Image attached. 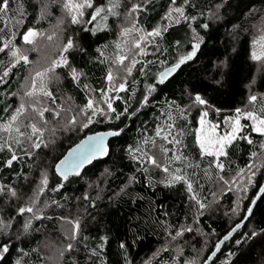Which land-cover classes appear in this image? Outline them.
<instances>
[{
  "label": "trees",
  "instance_id": "1",
  "mask_svg": "<svg viewBox=\"0 0 264 264\" xmlns=\"http://www.w3.org/2000/svg\"><path fill=\"white\" fill-rule=\"evenodd\" d=\"M18 3L23 5V16L17 11ZM93 4L94 8L111 7L109 0H93ZM133 4L142 8L129 17ZM174 7H183L184 15L168 22ZM94 8L84 9L81 23L73 24L68 15L63 25V46L69 39L74 46L61 51L69 66L56 67L45 83L52 98L42 93L26 95L34 57L27 63H16L11 53L23 46V34L29 28L44 31L57 24L64 16V0H13L12 10L0 19V47L8 45L0 52V77L11 68L3 77L6 82H0V124L7 123L25 100L24 107L31 110L28 115L38 114L34 105L49 109L41 121L43 143L39 148L32 146L36 137L30 141L15 132L0 131V144L4 145L0 150V218L9 225L1 226L0 247L7 245L9 251L0 264H46L44 246L59 238L57 233L66 218L78 221L80 227L62 264H176L175 250L164 247L177 231L192 223L213 242L205 254L207 264H264V163L235 219V195L231 189L221 194L224 182L219 179L223 176L228 180L247 168L263 152L264 136L242 118L245 127L227 146V156L220 158L224 163L221 172L214 164L210 166L214 157L202 155L197 143L200 108L190 110L195 95H200L220 113L218 121L251 104L264 115V59L252 58L253 52L261 51L256 26L264 23V0H176L175 4L172 0H120L114 9L119 15L102 12L107 20L97 17L87 23ZM133 23L143 34L161 30L160 36L141 43L146 55H134L139 50L133 48V42L141 32L120 35L122 28ZM197 43L200 47L195 56L161 83L160 73L189 55ZM125 53L129 57L125 65L133 58L139 62L131 75L123 70L126 90L112 94L115 111L108 109L93 117L87 128L81 126L86 122L84 115L71 124L74 108H85L92 94L107 91V74L118 65L114 63L118 55ZM71 68L81 74L78 79H73ZM252 96L257 97L254 103L250 102ZM211 117L215 119L213 114ZM167 124L173 125L174 135L182 133L178 136L182 144L174 149L175 154L187 157L170 168H180L181 174L188 175L193 184L191 193L183 182L168 186V177L140 162L141 152L130 151L139 148L153 153L156 149L144 140L155 137L157 127ZM27 126H20L21 131L30 134ZM108 130L120 134L110 142L105 159L66 180L57 176L54 167L70 147L90 133ZM18 138L20 144L15 142ZM155 139L157 144L164 143ZM13 154L17 159L9 166ZM45 175L46 186L41 183ZM38 192L36 201L34 194ZM197 200L206 207L201 209ZM21 207H32L33 212L19 215ZM26 223H30L27 231ZM194 233V229L184 231L182 237L199 243L201 237ZM226 235L228 240H224Z\"/></svg>",
  "mask_w": 264,
  "mask_h": 264
},
{
  "label": "snow or ice",
  "instance_id": "2",
  "mask_svg": "<svg viewBox=\"0 0 264 264\" xmlns=\"http://www.w3.org/2000/svg\"><path fill=\"white\" fill-rule=\"evenodd\" d=\"M13 0H0V19H3L5 15H7L8 12H10L11 9V3ZM173 4L176 3V0H172ZM185 3H188V0H185ZM109 4L111 7L104 8V7H95L93 4V0H64V8L67 9L69 15H71V22L73 24L81 23V17L84 16V9L85 8H94L93 13L90 16V19L87 21V23H92L93 21L97 20V17H101L103 20H107V14L104 16H101L102 12L110 13L112 15H119V13L115 12L114 9L118 8L120 6V0H109ZM142 6L140 4H133L131 9L129 10L128 16L131 17L134 13H137L140 11ZM17 11L19 12L20 16H23V5L19 4L17 5ZM172 11L175 13H178L180 16L184 15V8L183 7H175ZM172 13L170 12L168 15V18H170ZM19 23V21H18ZM204 27H207L205 25ZM87 30V29H86ZM133 31L141 32V29H137L135 23H133L132 27H124L121 30L120 35L122 37H127L129 36ZM39 35L38 31L35 29L29 28L24 34H23V41L26 44H33L35 42V38ZM161 35V30L160 29H155L152 32H148L146 34H141L137 40H134L133 42V48L138 49V53H134V55L139 54V55H146L147 53L145 52L144 48L141 47V43L145 41L148 37H158ZM50 38V37H49ZM261 45V51L259 53L253 52L252 58L254 60H262L264 59V36H261L260 40L257 41ZM73 42L71 39L68 40L67 44L64 46L63 51L67 52L69 49L73 48ZM116 47L118 49L121 48V44L117 43ZM200 45L197 43L194 45L193 51L183 57L179 63H177L173 69L166 71L165 73H161V79L160 82H164V77L170 72L175 71L176 68H179L181 64H183L186 60H191L195 54H196V49H199ZM8 48V45L5 44L3 47H0V52H4L5 49ZM131 51V49L129 50ZM11 55L16 58V63H19L21 60H23L25 63L28 62V57L26 55H22L20 52V49L17 48L15 51H12ZM128 54L125 53L123 55H118L117 60L114 61V63H117L120 66L124 67V70L127 72L128 75H131L133 67H135V64L138 63L139 61L135 60L134 58L131 60L130 65H125V61L128 60ZM16 64H12V67H15ZM69 66V62L65 56H61L60 59L54 60L52 62V66L48 69H45L44 72H37L36 77L33 78L32 80V90L28 91L26 93L27 96L31 97L33 96L37 90H39L40 93H42L44 96H48L52 98V93L47 91L46 84L44 82V77L47 75L48 72L54 71L56 67H66ZM11 71V68H8L3 72V76L0 77V82H6L3 81V77H7ZM71 75L74 80L78 79L79 76L81 75L80 73L77 72L75 68H71ZM36 78H40V83H39V89H37V81ZM107 80L109 81L110 87L107 89V91L101 90V96L104 101V103L107 104V107L111 111H115L112 108V102L111 98L109 97L108 93L110 92H120V91H125V83H120V84H115V77L113 75V72L109 70L107 74ZM87 87V85H85ZM118 98V97H117ZM54 99V98H53ZM147 98H145L146 100ZM257 97L252 96L250 97V102H255ZM194 104L195 105H206L207 101L201 97L200 95H195L194 98ZM25 111L24 105L21 104L19 108L16 109V113L12 115L7 123L0 124V131L11 133L14 131L15 133L18 134V137H24L28 140H32L33 137H36V141H33L32 146L35 148H39L41 146L42 137H43V130L37 126L36 123H32L28 125L31 129L30 134H26L21 131V128L19 124H17V121L19 120L20 116L23 115ZM38 114L41 118L44 116V112L49 111V109L45 108L43 110H37ZM264 111V110H262ZM82 114L86 117V122H84L81 126L83 128H87L89 124L93 123V117L97 115H103L104 109L98 107L96 102L93 99H89L88 103L85 105L84 109H81ZM90 113V114H89ZM56 115H59V113H56ZM208 113L205 111L202 116L199 119V124L200 128L197 130V143L201 149L202 155L208 156V157H214L213 161H210L209 164L212 166L213 164L217 169H219L221 172L224 171V163L221 162L220 158L221 157H226L227 156V151L226 148L229 146L234 140L238 138V133H240L245 125L241 124V118L247 119L252 121V130L261 136H264V115H257L254 112H242L241 109L236 110V115L234 117L228 118L227 123L229 124L231 131L226 132L223 135H218L216 132V125H213L209 123L206 120ZM119 116H117V119ZM71 124H76L77 120L75 117H72L70 120ZM173 125L172 124H167L166 126H158L155 132V137L160 138L164 143L162 144H157L155 137H147L144 140L145 144H151L152 148L156 149L160 155L157 156L156 154H152L151 150L149 152H143L141 149L137 148L135 150H130V151H138L141 152V158L140 162L141 163H147L152 165L155 168H158L162 170L164 173L167 174V180L166 183L168 186H172L176 183H185L187 185V190L191 193L193 191V184L189 180L188 175L181 174L182 169L180 168H175L171 169L170 165L175 162V161H180V160H186L187 157L181 154H175L174 149H176L177 146L182 144V140L178 138V136H182V133H177L173 134ZM120 132H110V133H105L101 134L97 137H88L89 141H96L95 144H93L90 149L85 152L81 153L80 157L78 160L73 161L71 163H68V158L65 157L64 160H61L59 164H57L56 168L57 171L63 176V178L66 180L68 178V172L67 171H61V166L66 165L69 169L73 171L75 175H79V168L81 165L85 162L90 163L93 158H95L97 155L99 156H106L108 155V149L104 144V137L107 135L111 136H117L119 135ZM246 139V137H244ZM17 144L21 143V140L18 138L15 141ZM248 143L251 144L253 143L252 140H248ZM168 145H172V148H169ZM45 146H47L45 144ZM4 145L0 144V150H3ZM9 150H11V145H8ZM264 147V145H262ZM173 153V155L169 156V153ZM253 155H256L253 153ZM134 159H137V157H133ZM17 157L15 154H13L11 160L8 161L9 166H11L12 161L16 160ZM187 167H192L191 164H188ZM195 167H199V165H196ZM253 167V165H249V168ZM144 171H148L147 168L143 169ZM242 171V170H241ZM205 175H208V170L204 169ZM253 175L255 173L253 172ZM220 180H222L225 184H228L229 181L225 180L223 176L219 177ZM43 185L46 186L47 184V177L46 175L44 176L43 180L41 181ZM42 190V189H41ZM0 191H3L2 188H0ZM13 196L16 195L15 191L11 193ZM191 199H196L195 196H192ZM197 203L199 204V207L201 209L205 208L206 205L199 200H197ZM25 212H33L32 207H21L18 210L19 215H23ZM249 212H251V209H249ZM39 218V217H37ZM70 223H73L70 221ZM0 226L3 227H8L9 225L0 218ZM3 227H0V231L3 230ZM30 227V223H26L24 225L25 231ZM79 222H74L73 223V229L71 235L68 237L70 240H75L78 236L79 233ZM240 225H237L236 228L238 229ZM236 229H233L235 231ZM183 231H191V229H184L181 231H177L176 235L173 236V239H176V237L182 236ZM256 233H253L255 235ZM230 235V234H229ZM229 235H226L224 237V240L229 239ZM74 245L72 243H69L66 246L65 251H71L73 249ZM123 247V245H121ZM219 250V245H217V251ZM9 251V247L7 245H3L0 247V259H3V254L7 253ZM95 255V253H93ZM61 256H63V252L60 253ZM215 255V253H213ZM19 264V261L17 262Z\"/></svg>",
  "mask_w": 264,
  "mask_h": 264
},
{
  "label": "rangeland",
  "instance_id": "3",
  "mask_svg": "<svg viewBox=\"0 0 264 264\" xmlns=\"http://www.w3.org/2000/svg\"><path fill=\"white\" fill-rule=\"evenodd\" d=\"M62 13H64L63 18L54 26H51L44 31L35 29L36 31H38L39 35L35 38V42L33 44L24 43L23 46L17 47L20 49V52L22 55H26L28 58H30L31 56L34 57L33 67H32V70H31V73L28 79L29 85L26 87V93L32 90V80L33 78L36 77V73L44 72L45 69H48L52 66V62L54 60H58L61 58V51L64 48L63 46V39H64L63 25L64 24L66 25L68 21V15H69L67 9L63 10ZM171 13L172 15L170 18H168V22L171 19H177L180 16L178 13H175L174 11H171ZM256 32H257L256 39L257 41H259L261 36H264V23L256 26ZM123 70H124V67L120 65L114 66L112 72L115 77V81H114L115 84L123 83V79H124ZM51 72H48L47 75L43 78L45 83L47 79L48 80L50 79ZM36 81H37V89H39L40 78H36ZM113 93L114 92L108 93L111 99L113 97L112 96ZM35 94L39 95L41 93L39 92V90H37ZM25 99H26V96H25ZM91 99H93L96 102L98 107L103 108L104 111L108 110L107 104L104 103L101 95L92 94ZM25 104H26V100H25ZM196 107L200 108V111H201L200 117L205 111H207L208 115L206 117V120L209 123L217 126L216 132L218 135H223L224 133L231 131V128L229 124L227 123V120L228 118L234 117L236 114L227 115L221 121H218V117L220 116V113L218 111L211 109L207 104L206 105L192 104V106H190V110L193 111ZM34 109L36 111L41 110L38 105H34ZM241 111L242 112L251 111L259 115L256 111H254L253 104L247 106ZM30 112H31L30 108L28 107L25 108V111L23 115L20 116L19 120L17 121V124H19V126H22L26 124L29 125L32 123H36L37 126L40 127L41 121H43V118H41L39 114H36V115L32 114L33 116L32 117L31 115H28ZM74 113H75L74 115L72 116L70 115L71 119L74 116L75 118L77 117L80 118L81 115H83L81 112V109L79 108H74ZM212 114L215 119L211 117ZM250 123L252 125L253 122L250 121ZM241 124L243 125L242 118H241ZM199 128H200V124L197 130ZM239 134L240 133H238V136ZM152 154H156L157 156L160 155V153L157 150H155ZM263 163H264V150L263 152L258 154L253 160V162L250 164V165H253V167L249 168L248 166L247 168L240 171L236 176L229 178L227 180L229 181L228 184L223 183V185L221 186L222 187L221 194L231 189L235 195L236 211L232 213L233 219H235L239 215L237 214V211L239 209V206L241 205L243 198L246 196L249 185L254 177L253 172L256 174ZM153 168H154V171L161 172L162 177H165V178L167 177L166 173H164L162 170L155 168V167ZM0 188H2L1 185H0ZM1 192L2 191H0V193ZM39 196H40L39 192L34 194L36 201L39 200ZM70 221L73 223L77 222L76 220L73 221L71 218H66L65 220L62 221V224L60 225V228H59V232L57 233V236L59 238L55 237L56 239H50L49 241L46 242V245L44 246L46 264H62L63 256H61L60 253L63 252V255H64L66 246L69 243H72L73 241V240L68 239L73 229V223H70ZM185 229H194L195 230L194 234L199 235V237H201V240L199 241V243L197 241L195 242V240H190L188 238L186 239L182 236H179V237H176V239L172 238L164 248H167V249L171 248L175 250V253H176L175 256L177 258L176 264H207L209 260H206L205 254L208 248L210 247V245L211 244L213 245V242H211L212 240L210 239L208 235L203 233L197 227V223L194 225L192 223Z\"/></svg>",
  "mask_w": 264,
  "mask_h": 264
},
{
  "label": "water",
  "instance_id": "4",
  "mask_svg": "<svg viewBox=\"0 0 264 264\" xmlns=\"http://www.w3.org/2000/svg\"><path fill=\"white\" fill-rule=\"evenodd\" d=\"M227 1H229V0H227ZM174 66H175V65H174ZM174 66H171V67H168V68L164 69L161 73H165L166 71L173 69ZM177 69H178V68H176L175 71H176ZM175 71H172V72H170V74L166 75V76L164 77V80L167 79L170 75H172ZM161 73H160V74H161ZM160 77H161V76H160ZM110 132H116V131H114V130H108V131H99V132L90 133V134L86 135L85 137H83L78 143H76L75 145H73L72 147H70V148L66 151V153H65V154L59 159V161L56 163V165H55V167H54V170H55V173L57 174V176L60 177V178H63V176L57 171V168H56L57 164H59V162H60L61 160H64L65 157H67V158H68V163H71V162H73V161H76V160H78V158L80 157L81 153H85V152H87V151L90 149V147H91L93 144L96 143V141H89L88 137H97V136H99V135H101V134L110 133ZM115 137H116V136H111V135H107V136L104 137V144H105V146H106L107 149H108V155H109V153H110V142H111ZM108 155H106V156H99V155H97L95 158H93V159L91 160L90 163H88V162L83 163V164L81 165V167L79 168V170H78L79 173H81L82 171H84L89 165H91V164L94 163L95 161L105 159ZM61 171H67V172H68V177L75 175V174L73 173V171L67 167V164L61 166ZM63 179H64V178H63ZM249 216H250V215H248V217H249ZM248 217H247V218H248ZM246 220H247V219H246Z\"/></svg>",
  "mask_w": 264,
  "mask_h": 264
}]
</instances>
